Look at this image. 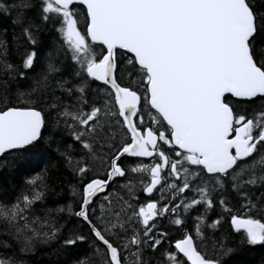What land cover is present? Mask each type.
<instances>
[{
  "label": "snow or ice",
  "instance_id": "6c2138e0",
  "mask_svg": "<svg viewBox=\"0 0 264 264\" xmlns=\"http://www.w3.org/2000/svg\"><path fill=\"white\" fill-rule=\"evenodd\" d=\"M0 264H264V0H0Z\"/></svg>",
  "mask_w": 264,
  "mask_h": 264
},
{
  "label": "trees",
  "instance_id": "16d2710c",
  "mask_svg": "<svg viewBox=\"0 0 264 264\" xmlns=\"http://www.w3.org/2000/svg\"><path fill=\"white\" fill-rule=\"evenodd\" d=\"M83 251V250H82Z\"/></svg>",
  "mask_w": 264,
  "mask_h": 264
}]
</instances>
